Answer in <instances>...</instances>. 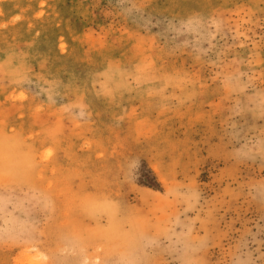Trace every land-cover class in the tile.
I'll return each mask as SVG.
<instances>
[{"label": "rangeland", "instance_id": "1", "mask_svg": "<svg viewBox=\"0 0 264 264\" xmlns=\"http://www.w3.org/2000/svg\"><path fill=\"white\" fill-rule=\"evenodd\" d=\"M0 264H264V0H0Z\"/></svg>", "mask_w": 264, "mask_h": 264}]
</instances>
